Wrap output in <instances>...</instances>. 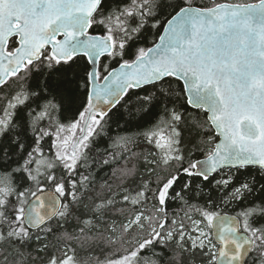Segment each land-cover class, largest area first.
<instances>
[{"label":"snow or ice","instance_id":"6c2138e0","mask_svg":"<svg viewBox=\"0 0 264 264\" xmlns=\"http://www.w3.org/2000/svg\"><path fill=\"white\" fill-rule=\"evenodd\" d=\"M0 264H264V0H0Z\"/></svg>","mask_w":264,"mask_h":264}]
</instances>
